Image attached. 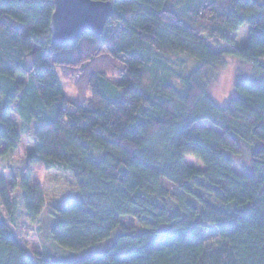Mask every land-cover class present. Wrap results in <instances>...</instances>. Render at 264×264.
<instances>
[{
    "label": "trees",
    "instance_id": "obj_1",
    "mask_svg": "<svg viewBox=\"0 0 264 264\" xmlns=\"http://www.w3.org/2000/svg\"><path fill=\"white\" fill-rule=\"evenodd\" d=\"M53 1L0 0V158L20 143L16 113L36 124L28 161L70 173L75 195L52 214L59 248L101 243L125 216L141 227L123 229L105 252L61 263L32 256L0 215V264H264V0H107L103 33L63 46L50 41ZM233 21L249 32L238 52L202 39H227ZM229 56L252 77L237 76L235 94L218 106L205 70ZM108 59L114 73L90 67ZM57 69L81 81L76 101ZM202 121L213 129H195ZM245 149L250 166L238 175L233 163ZM11 185L0 181L12 216ZM21 195L36 222L42 188L25 182Z\"/></svg>",
    "mask_w": 264,
    "mask_h": 264
},
{
    "label": "rangeland",
    "instance_id": "obj_2",
    "mask_svg": "<svg viewBox=\"0 0 264 264\" xmlns=\"http://www.w3.org/2000/svg\"><path fill=\"white\" fill-rule=\"evenodd\" d=\"M230 36L227 39L208 40L204 36L202 39L211 46L214 51L229 50L238 52L244 48L248 43L249 32L248 28L239 22L233 21L230 23ZM102 60H98L95 65H91L92 68H100L105 71H113V61L107 60L106 63H101ZM111 67V68H110ZM192 68V67H191ZM60 84L70 101H76L79 94H81L82 83L78 80V76H73L74 73L69 70L66 74L59 72ZM207 77L210 78L209 94L212 100L216 102L218 106H224L230 97L235 94L233 88L234 82L237 76L249 79L252 77V68L250 65L238 61L233 57H228L225 64L217 70L206 69ZM117 81V79H115ZM87 94L86 97H89ZM14 119L15 128L20 133V143L12 151L0 158V181L5 182L7 185H15L14 189L9 193L12 199L14 210L11 216L2 205L0 197V215L4 218L10 229L12 230L16 240L28 250L32 256H51L50 260L57 262L72 261L83 259V257L93 256L94 254L102 253L107 250L123 229H134L141 227L133 217L125 216L120 219V226L110 234V237L105 239L101 243L94 244V246L83 248L79 251H68L63 248H59L50 238V229L55 219L58 220V216H53L55 209L59 207V204L69 200L75 195L76 184L73 181L70 173H63L53 170H44L41 164H32L28 161V155L34 147L33 132L34 126H24L17 118L16 113L12 114ZM213 129L212 125L207 122H198L195 125V129ZM249 157L250 153L248 149L243 151V155L235 159L233 163V169L238 175H242L244 170L249 169ZM186 164L195 167L198 170H203L202 166L194 157L188 156ZM35 186L36 184L42 188L44 194V209L39 215V219L36 222H31L27 217L24 206L22 205V187L23 183ZM161 185L164 189L169 190L170 193H178L173 186L165 180H161ZM12 186V185H11ZM197 191V190H196ZM199 193V192H198ZM187 201L192 205H196L191 199ZM11 216V217H10ZM206 237H214V231L210 230L206 232Z\"/></svg>",
    "mask_w": 264,
    "mask_h": 264
},
{
    "label": "water",
    "instance_id": "obj_3",
    "mask_svg": "<svg viewBox=\"0 0 264 264\" xmlns=\"http://www.w3.org/2000/svg\"><path fill=\"white\" fill-rule=\"evenodd\" d=\"M50 17V41L63 46L70 45L86 33L100 36L112 14L107 0H54Z\"/></svg>",
    "mask_w": 264,
    "mask_h": 264
}]
</instances>
